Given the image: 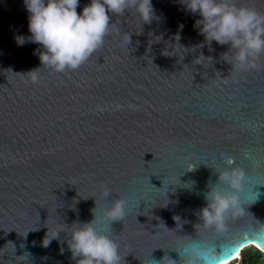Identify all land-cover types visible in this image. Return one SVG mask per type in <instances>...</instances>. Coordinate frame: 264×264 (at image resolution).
<instances>
[{
	"label": "water",
	"instance_id": "obj_1",
	"mask_svg": "<svg viewBox=\"0 0 264 264\" xmlns=\"http://www.w3.org/2000/svg\"><path fill=\"white\" fill-rule=\"evenodd\" d=\"M151 2L150 23L109 13L103 45L57 73L39 45L16 42L30 36L23 0H0V264H76L66 241L93 208L120 264H185L192 238L216 239L218 251L245 234L264 246V53L232 68L229 46L205 44L181 0ZM234 2L264 13V0ZM224 157L246 178L241 214L217 235L199 210ZM115 198L125 217L109 228Z\"/></svg>",
	"mask_w": 264,
	"mask_h": 264
},
{
	"label": "clouds",
	"instance_id": "obj_2",
	"mask_svg": "<svg viewBox=\"0 0 264 264\" xmlns=\"http://www.w3.org/2000/svg\"><path fill=\"white\" fill-rule=\"evenodd\" d=\"M28 12L30 36H18V46L34 43L40 46L38 52L42 67L63 73L75 70L100 48L110 32V15L122 16L125 11L134 10L143 23H150L154 16L151 0H90L79 13V0H23ZM184 8L198 14L196 22L204 43L228 45L232 60L228 63L238 70L255 67V60L264 53V13L245 6H238L234 0H181ZM130 43V37L127 38ZM33 82L38 81L35 71H31ZM225 167L216 172L217 180L204 194L205 206L199 210L201 225L212 228L217 235L223 233L226 215H239L242 211L237 193L242 190L246 173L234 165L231 157H224ZM102 195L107 198L109 190L104 187ZM258 193H254L255 199ZM254 199V200H255ZM126 202L123 199L111 200V206L104 211L109 228L112 222L125 217ZM87 223L76 224L66 241L68 250L76 264H120L118 244L105 232L93 226L96 217ZM48 233V231H47ZM46 236L42 245L47 247L52 239L59 237L57 232L51 238ZM216 239L192 238L178 253L185 264H231L240 252L254 246L264 252V246L255 239L242 238L219 243ZM240 258V256L238 257ZM175 262V261H174ZM153 264L156 262L153 261Z\"/></svg>",
	"mask_w": 264,
	"mask_h": 264
},
{
	"label": "rangeland",
	"instance_id": "obj_3",
	"mask_svg": "<svg viewBox=\"0 0 264 264\" xmlns=\"http://www.w3.org/2000/svg\"><path fill=\"white\" fill-rule=\"evenodd\" d=\"M242 256V259H241ZM253 257V252L252 250H250V247H247L245 249L242 250L241 255H240V259L236 260L233 262V264H244L243 260H250ZM259 263L256 264H264V256L263 258L258 259Z\"/></svg>",
	"mask_w": 264,
	"mask_h": 264
},
{
	"label": "trees",
	"instance_id": "obj_4",
	"mask_svg": "<svg viewBox=\"0 0 264 264\" xmlns=\"http://www.w3.org/2000/svg\"><path fill=\"white\" fill-rule=\"evenodd\" d=\"M250 250L253 252V257L250 260H243L244 264H256L259 263L258 259L263 258L264 254L257 250L255 247H250ZM242 252V251H241ZM242 259V256H241Z\"/></svg>",
	"mask_w": 264,
	"mask_h": 264
},
{
	"label": "built area",
	"instance_id": "obj_5",
	"mask_svg": "<svg viewBox=\"0 0 264 264\" xmlns=\"http://www.w3.org/2000/svg\"><path fill=\"white\" fill-rule=\"evenodd\" d=\"M238 259H240V258H237V259H235V260L231 261V264H233V262H234V261H236V260H238Z\"/></svg>",
	"mask_w": 264,
	"mask_h": 264
},
{
	"label": "bare ground",
	"instance_id": "obj_6",
	"mask_svg": "<svg viewBox=\"0 0 264 264\" xmlns=\"http://www.w3.org/2000/svg\"><path fill=\"white\" fill-rule=\"evenodd\" d=\"M248 247H250V246H248ZM247 248V247H246ZM245 249V248H244ZM241 255V252H240V254H239V256Z\"/></svg>",
	"mask_w": 264,
	"mask_h": 264
}]
</instances>
